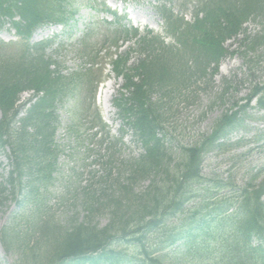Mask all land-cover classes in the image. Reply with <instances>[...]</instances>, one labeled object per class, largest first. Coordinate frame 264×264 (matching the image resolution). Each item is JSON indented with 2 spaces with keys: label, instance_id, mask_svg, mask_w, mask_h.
<instances>
[{
  "label": "trees",
  "instance_id": "obj_1",
  "mask_svg": "<svg viewBox=\"0 0 264 264\" xmlns=\"http://www.w3.org/2000/svg\"><path fill=\"white\" fill-rule=\"evenodd\" d=\"M175 1L181 8L194 1L197 11L188 24L159 3L157 11L175 41L173 47L146 34L136 40L139 59L133 66H126L127 52L112 60L126 94L120 92L114 103L121 138L129 133L141 153L121 160L116 146L107 144L100 163L103 174L75 189L85 216L60 221L44 213L46 200L38 193H46L56 181L57 108L65 98L76 99L88 74L62 76L47 52L52 42L27 40L47 24L75 22L79 10L94 0H0V29L8 23L20 39L10 45L20 48L17 54L5 51L8 45L0 42V149L6 148L10 162L0 182V205L8 197L17 202L21 197L20 206H25L19 218L23 225L11 222L0 231L4 249L18 255L15 264H264V168L242 187L231 178L214 180L202 174L204 154L212 145L220 148L218 141L241 118L224 114L201 142L180 151L167 140L164 126V106L174 103L193 79L206 75L210 65H218L226 54L224 42L236 38L244 23L264 22V0ZM128 33L138 37L136 30ZM93 35L87 30L81 38L85 54L87 48L93 51L85 43ZM242 44L250 69L264 50V24ZM180 52L190 53V58L184 60ZM88 56L91 62L98 58L92 52ZM29 90L41 96L19 117V95ZM256 97L258 110H264V83L254 87L248 101ZM78 108L73 103L68 112L76 123L67 128L72 133L79 130ZM93 122L100 124L97 116ZM92 138L97 139L95 134ZM143 182L146 186L138 190ZM103 216L107 222L99 227L93 220Z\"/></svg>",
  "mask_w": 264,
  "mask_h": 264
},
{
  "label": "rangeland",
  "instance_id": "obj_2",
  "mask_svg": "<svg viewBox=\"0 0 264 264\" xmlns=\"http://www.w3.org/2000/svg\"><path fill=\"white\" fill-rule=\"evenodd\" d=\"M171 2L173 10L181 11L184 23L193 22L197 11L194 1L183 8L181 2L174 0ZM156 4L157 0L127 2L94 0V7L82 8L75 16V23L66 29L56 25V28L50 31L44 27L37 30L31 38L32 42H37L48 38L52 32L59 33L47 52L58 66L60 74L64 77L75 73L88 74L82 90H78L75 95L76 99L65 98L56 111L58 125L54 141L60 147L52 174L56 181L50 182L46 193H38L46 200L44 213L54 219L81 220L85 216L81 206L82 198L80 199L75 189L88 186L98 178L97 176L103 174L104 170L100 163L107 144L116 146V150L120 151L121 160L137 158L141 152L129 133H125L121 138L122 126L114 103L120 92L125 96L126 94L123 92L125 89H122L124 79L116 76L112 68V59L117 54L127 52L129 54L126 66H133L139 59L136 53V40L142 38L146 31L169 48L174 46V39L154 8ZM107 8L116 12L118 18L126 17V22L130 19L128 23L137 28L138 37L135 39L131 37V33H128L129 25L124 22L125 20L120 19L121 23L117 25L114 16L106 12ZM263 24L264 22L253 20L244 23L236 38L224 42L226 54L218 66L210 65L206 75L193 79L191 87L181 90L178 93L180 96L173 100L174 103L164 106L168 116L167 122L164 123L167 140L178 151L180 148H189L201 142L203 137L211 133L217 119L224 114H238L241 118L240 125L218 141L220 148L212 145L204 154L202 174L214 180L231 178L239 187H242L252 174L264 168V110H258L257 97L248 101L254 87H261L264 83V50L256 54L255 63L253 62L249 69L245 64V47L242 44L246 36L259 32ZM3 26L4 29H0V41L7 44L13 41L16 35L8 24ZM87 30L94 33L92 39L85 42L93 51L87 48L85 54L81 38ZM4 50L17 54L20 48L8 45ZM90 52L92 55H98L95 62L90 61L91 58L88 56ZM189 54L180 52L184 60L190 58ZM51 69H55V66ZM213 69L216 71L212 73ZM72 81L73 79L70 80ZM96 83L98 88L95 94ZM101 87H104L107 93L98 99L97 93ZM31 97L30 91L21 93L19 104ZM163 101L167 99L164 98ZM73 103L78 104L79 108L76 110H80L81 115L79 130L75 133L67 131L70 123L76 125L68 117ZM96 113L102 123L95 125L93 121ZM94 134L97 139L92 138ZM100 136L104 139L103 143L98 139ZM7 155L6 148L0 149V182L6 178L10 170ZM92 174H95V178H92ZM146 184L140 183L137 189H143ZM20 199L21 197H18V203L8 197L0 205V231L11 222L23 225V219L19 218H22L25 206H20ZM93 221L97 222L99 227H103L107 219L103 216L96 217ZM17 258L16 251L14 249L6 251L0 241V264H15Z\"/></svg>",
  "mask_w": 264,
  "mask_h": 264
},
{
  "label": "bare ground",
  "instance_id": "obj_3",
  "mask_svg": "<svg viewBox=\"0 0 264 264\" xmlns=\"http://www.w3.org/2000/svg\"><path fill=\"white\" fill-rule=\"evenodd\" d=\"M104 93H107V90H104V87H102V95H103Z\"/></svg>",
  "mask_w": 264,
  "mask_h": 264
}]
</instances>
